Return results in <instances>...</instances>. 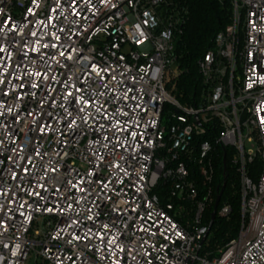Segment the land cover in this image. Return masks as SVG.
<instances>
[{
    "label": "built area",
    "instance_id": "built-area-1",
    "mask_svg": "<svg viewBox=\"0 0 264 264\" xmlns=\"http://www.w3.org/2000/svg\"><path fill=\"white\" fill-rule=\"evenodd\" d=\"M183 1L0 0V264H264V0H233L197 105L166 88ZM217 146L241 229L214 252Z\"/></svg>",
    "mask_w": 264,
    "mask_h": 264
},
{
    "label": "trees",
    "instance_id": "trees-1",
    "mask_svg": "<svg viewBox=\"0 0 264 264\" xmlns=\"http://www.w3.org/2000/svg\"><path fill=\"white\" fill-rule=\"evenodd\" d=\"M180 10L185 15L182 30L176 36L175 55L179 73L170 76L166 82V88L181 104L197 105L199 95L205 87L202 74L199 70V60L214 46L216 34L224 30L232 20L233 0H184L180 4ZM167 111V106L164 108ZM167 113V112H166ZM164 119L165 123L170 121ZM233 150L217 146L214 158V177L211 184L213 197L217 188L222 186L224 166L226 158V185L222 193L218 208L226 201L230 205L227 215H217L208 235V249L216 252L224 247L230 240L236 238L241 229V196L240 182L237 168L232 163ZM249 174L255 178L261 170L259 162L248 166ZM196 170L193 168L192 173ZM206 186L199 181V188L203 191ZM215 201V200H214ZM214 202L206 210L204 220L209 224ZM210 236V238H209Z\"/></svg>",
    "mask_w": 264,
    "mask_h": 264
},
{
    "label": "water",
    "instance_id": "water-1",
    "mask_svg": "<svg viewBox=\"0 0 264 264\" xmlns=\"http://www.w3.org/2000/svg\"><path fill=\"white\" fill-rule=\"evenodd\" d=\"M226 162H227V161H226V158L224 157V159H223V166H224L223 183H222L221 188H220V187L217 188L218 193H217V196H216V199H215V202H214L213 211H212V213H211V217H210L209 231H210V229H211V227H212V225H213V223H214V220H215V218H216V216H217V208H218V204H219V202H220V199H221L222 193H223V191H224V187H225V185H226V174H225V171H226ZM206 237H207V234L205 235L204 239H205Z\"/></svg>",
    "mask_w": 264,
    "mask_h": 264
},
{
    "label": "rangeland",
    "instance_id": "rangeland-1",
    "mask_svg": "<svg viewBox=\"0 0 264 264\" xmlns=\"http://www.w3.org/2000/svg\"><path fill=\"white\" fill-rule=\"evenodd\" d=\"M171 69H172V73H173V75L174 76H176V75H178V73H179V68H178V63H177V61H175L173 64H172V66H171ZM167 106V110L170 112V113H172V106L171 105H166ZM166 116H167V114H166V112H165V115H164V119L166 118ZM168 119V118H167ZM212 195H213V193H212ZM217 196V195H216ZM213 197V196H212ZM216 199V197L214 198V200ZM215 202V201H214ZM211 206V203H209L208 205H207V207H206V210L209 208ZM206 212V211H205ZM205 214V213H204ZM218 214V213H217ZM209 238H210V236H209ZM208 243H209V239H208V237H207V239H206V242H205V245L207 246L208 245ZM219 249V248H218ZM217 249V250H218ZM35 260H36V258H35V253L34 252H32V256L30 257V259H29V262L31 263V264H35ZM38 262H40V260L38 259Z\"/></svg>",
    "mask_w": 264,
    "mask_h": 264
}]
</instances>
